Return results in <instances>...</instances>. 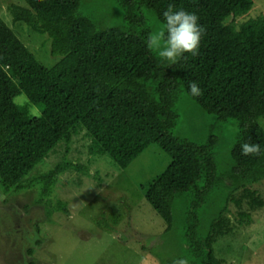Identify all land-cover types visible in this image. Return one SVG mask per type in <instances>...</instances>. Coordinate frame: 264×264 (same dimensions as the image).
Wrapping results in <instances>:
<instances>
[{"label":"trees","instance_id":"obj_1","mask_svg":"<svg viewBox=\"0 0 264 264\" xmlns=\"http://www.w3.org/2000/svg\"><path fill=\"white\" fill-rule=\"evenodd\" d=\"M23 1L26 6H8L13 23L45 37L49 49L51 41L47 53L57 62L46 67L0 17L3 190L37 187V202H43L65 173L89 176L87 166L63 158L25 185L26 177L61 144L67 153L81 131L90 139L91 156H108L121 169L156 144L171 162L142 189L165 223L162 239H173L171 257L161 260L233 264L217 256V251L225 254L224 248L215 249L235 232L230 204L240 226L251 224L252 212L264 207L253 187L264 181V155L240 153L242 142L264 149L259 123L264 118V13L239 18L252 10L255 0H114V12H106L96 0ZM169 4L194 12L205 28L199 55L185 53L175 64L147 47L148 35L162 29ZM150 17L156 25L149 23ZM191 81L198 83L202 96L189 94ZM182 94L212 117L209 128L198 127L188 138L175 133ZM36 108L40 115L33 114ZM228 124L234 125L236 136L230 168L222 173L216 154ZM180 202L184 207L177 208ZM65 204L58 205L67 212ZM177 224L176 245L172 233ZM27 253L29 264H36L31 248Z\"/></svg>","mask_w":264,"mask_h":264},{"label":"rangeland","instance_id":"obj_2","mask_svg":"<svg viewBox=\"0 0 264 264\" xmlns=\"http://www.w3.org/2000/svg\"><path fill=\"white\" fill-rule=\"evenodd\" d=\"M22 1L0 0V17L51 68L57 62V58L54 61L47 53L51 51V41L49 49L45 37L23 23H13L8 6L13 3L26 6ZM96 1L105 6L106 12L115 11L114 0ZM263 13L264 0H255L252 10L239 18L248 20ZM149 23L156 25L153 17ZM37 110L33 114L40 115ZM178 112L180 119L175 133L181 138L193 137L198 127L204 130L211 124L212 117L186 94L181 96ZM259 123L264 127V118ZM222 132L226 138L220 136L216 161L223 173L231 165L236 131L233 124H228ZM89 144L90 139L81 131L73 138L67 153L66 144H61L26 177L27 186L63 158L90 169L89 176L76 171L60 176L53 193L43 202H37L40 198L37 187L5 192L0 183V264H29L30 248L36 264H168L161 259L171 257L173 239H162L165 223L146 202L142 186L164 172L171 157L153 144L128 168L121 169L108 156H91ZM253 187L264 198V181ZM59 202L66 203L67 212L59 208ZM179 204L177 208L184 207L182 202ZM229 207V217L236 228L233 236L215 245L216 251L225 250L224 255L217 251V256L233 264H264V207L252 212V223L245 226L237 223L236 207L233 204ZM176 229L172 234L177 245L178 224Z\"/></svg>","mask_w":264,"mask_h":264},{"label":"clouds","instance_id":"obj_3","mask_svg":"<svg viewBox=\"0 0 264 264\" xmlns=\"http://www.w3.org/2000/svg\"><path fill=\"white\" fill-rule=\"evenodd\" d=\"M164 24L161 30L150 33L147 37V47L157 50L158 56L175 64L185 53L195 57L199 55L201 38L205 28L199 23V17L194 12L176 9L169 4L163 12ZM189 94L200 97L203 92L197 82L188 83ZM240 153L244 156L264 155L260 144L242 142ZM173 264H189L185 258L173 261Z\"/></svg>","mask_w":264,"mask_h":264}]
</instances>
